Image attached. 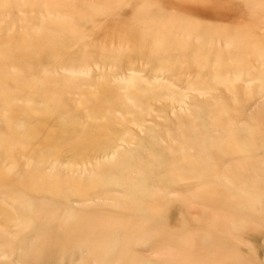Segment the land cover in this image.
Instances as JSON below:
<instances>
[{
	"label": "bare ground",
	"instance_id": "6f19581e",
	"mask_svg": "<svg viewBox=\"0 0 264 264\" xmlns=\"http://www.w3.org/2000/svg\"><path fill=\"white\" fill-rule=\"evenodd\" d=\"M248 1L264 7V0ZM45 2L49 13H54L52 18L29 17L10 36V45L0 44V103L8 106L0 119V242L16 252L8 264H251L242 256L220 257L239 248L238 243L223 239L221 231L228 219L237 217V225L246 224L243 214L250 221L248 213L255 210L251 219L258 226L250 228L260 229L252 237L264 242L259 227L264 226V141L257 140V131L264 137V102L254 113L248 112L251 102L264 97V53L255 57L260 66L254 71H249L250 57L238 58L242 65L237 67L238 80L230 82L228 72L210 71L211 55L219 52L192 50L209 44L180 40L176 34L181 28L152 22L147 10L124 15L118 0ZM114 11L117 19L110 24ZM62 34L67 36L63 42ZM226 41L229 46L231 42ZM111 42L118 48L111 47ZM62 43L74 47L77 43L78 54L68 56L59 46ZM238 53L227 47L226 56L215 61V69L231 68L227 61ZM48 58L52 65L44 66L43 81L25 97L26 102L15 104L18 93L31 88L39 75L35 59L45 63ZM83 59L99 63L114 59L125 76L121 81L110 80L104 71L101 78H93L85 67L78 70L82 75L58 71L59 67L70 71L68 67ZM141 61L158 62L176 75L179 86L126 72L136 70L134 65ZM182 61L183 67L179 66ZM9 63L17 70H9ZM246 68L247 75L260 81L257 87L243 85L249 78L244 75ZM193 85L206 89L209 96L188 101L186 89ZM74 93L81 95L79 101ZM172 101L184 109L167 114ZM118 109L121 114L116 113ZM85 115L89 118L80 121ZM241 120L246 122L240 124ZM208 129H248L250 141L247 146L235 145L238 134L230 131L224 137L230 140L228 145L218 142ZM70 136L72 141L67 140ZM122 141L134 146L126 147ZM187 146L197 153H190ZM232 149L234 155L228 153ZM216 152L222 156L218 162ZM18 153L26 157L27 167ZM259 153L262 168L241 160ZM4 159L11 162L10 168L3 166ZM86 160L90 167L70 172ZM48 162L55 167L49 173L43 171ZM188 175L203 176L201 189L191 191L194 197L231 214L202 217L195 225L175 229L135 214V205L77 209L70 203L75 196L94 201L100 190L117 184L129 193L152 194L160 182L176 183ZM246 193L250 196L243 199ZM231 195L240 196L234 205L227 198ZM160 228L165 236L157 239L153 236ZM184 233L188 242L176 243ZM19 235H28L24 239L28 244L17 252ZM173 249L177 252L170 254Z\"/></svg>",
	"mask_w": 264,
	"mask_h": 264
},
{
	"label": "rangeland",
	"instance_id": "374dc122",
	"mask_svg": "<svg viewBox=\"0 0 264 264\" xmlns=\"http://www.w3.org/2000/svg\"><path fill=\"white\" fill-rule=\"evenodd\" d=\"M83 1L86 2V0ZM118 2L119 4L117 7L124 15L129 14L131 10L138 13L147 10L150 12V20H154L152 22H158L162 26L173 27L174 29L181 28L182 30L178 31L176 34L180 40H187L190 43H208L209 45L205 47L195 46L191 47V49L198 52L200 51L199 49L216 50L219 52L211 55L212 60L209 65L211 67L210 69L212 70L210 71H214L216 73L223 71L228 72L230 76V82L238 80L236 77L240 71L237 69V67L242 66L240 62H238V58L250 57L252 62L250 61L249 63V71H254L258 66H260L254 59L255 57L261 55V53H264V7L258 5L257 3H249L248 0H118ZM45 3V0H0V44L4 46L10 45L12 43L10 36L16 34L15 32H19L20 28L25 23V20L29 17H36L38 19L52 18L54 13H49ZM115 14V11L114 13H110V24L113 23L115 19H117ZM36 22V25H39V20ZM31 26L33 25L29 24L28 28L30 30L32 29ZM184 26L187 28L183 29ZM60 30L64 32V29H58L56 32L59 33L61 32ZM66 38L67 36L62 34L60 41H65ZM227 39L229 42H233L232 44L234 45L229 43V46H225ZM63 45L65 44H59L60 47H63L66 50V54L68 56H71L78 51L77 43L76 47L71 45H65L64 47ZM110 46L118 48L115 42H111ZM227 47H229V49L239 50L238 56L233 57V59H230V61H227L228 66H232L231 68L227 67L228 69L226 70L215 69L217 65L215 61L219 62L224 58L225 54H223V51L227 50ZM60 61H58L59 65L62 64ZM44 62L45 63H40L37 61V59H35L34 64L37 66L35 71H37L39 75L35 79L31 88L18 93L16 99H14L15 104H23L26 102L25 97L29 96V94L34 91V87L43 81V73L44 70L47 69L44 66L52 65L51 58L46 59ZM184 62L185 61L180 62L179 66L183 67ZM118 65L119 63H117V61L114 59H110V61L105 63L83 59L79 63L77 62L75 65H73V67H68L72 68L70 71L61 67H59L58 71L61 73L69 72L73 75H82L80 72H78V70L81 67H85L87 70L86 73H88V75L93 78H101L102 72L107 71L110 75V80L121 81L125 74L121 73L122 69L120 65ZM7 66L8 69L13 72L17 70V67L13 63H9ZM134 66L136 70L127 69L126 72L133 73L142 78H156L158 82L169 84L176 88L179 86L180 82L176 75L167 72L158 62L147 63L141 61L136 62ZM247 69L248 68H246L244 75L249 78L243 82V85L249 88L257 87L260 81L256 78L250 77V75H247ZM83 75L86 74L83 73ZM193 86H189L191 88L186 89L189 92L187 98L188 101H197V99H202L209 96L208 91L203 89V87ZM74 97L76 101H79L81 95L79 93H74ZM40 101L41 100L37 99L35 102L40 103ZM263 102L264 97L259 98L256 103L255 101L251 102L248 106V112L250 114L254 113ZM7 108V105L0 103V119ZM182 109H184V105L179 104L177 101H172L168 107L167 114H174ZM116 113L121 114V111L118 109L116 110ZM86 115L81 116L79 120L85 121L87 118H89ZM245 122L246 121L241 120L240 124ZM139 130L142 131L141 129ZM208 130L210 131L209 134L215 136L218 142L224 141L225 144L227 139L224 137L228 135L230 131H236L234 135L238 134V139L236 140L235 145L236 143H239L245 146L250 141L248 129ZM260 131H257V140L262 143L264 141V137L262 138L260 136ZM67 140L72 141L71 136ZM121 143H123L126 147L134 146L133 142L131 141H122ZM227 144H230V140H228ZM187 150L192 154L197 153V149L193 147L187 146ZM228 153L234 155L235 152L232 149V151H229ZM219 154L220 152H216L214 154L215 160L217 162L222 159V156L219 158ZM17 155L20 156L22 160H24L23 164L25 167H27V163H25L27 160L26 157L19 153ZM260 155L261 153H259L257 156H246L241 158V160H243L245 163L253 162L255 167L262 168L263 163L261 157H259ZM65 159H67V157H65ZM235 160L236 158L232 161ZM64 163H67V161L65 160ZM3 166L8 169L12 166V164L9 160L4 159ZM90 166L91 162L87 160L81 161L77 165L78 168L76 167L78 170L74 169L70 170V172L77 174L80 169ZM54 170V164L51 162H48L43 166V171L48 173ZM201 178H203V176L188 175L183 176L182 179L176 183L174 181H170L169 184L165 185L160 182L152 194L129 193L126 191L124 185H110V188L115 190L110 191V188H107L104 191L100 190L94 201L81 200L78 198V196H75L71 199L70 203L77 209H84L83 207L96 208L100 205H110L111 210L117 208L121 209L125 206L126 208H129L130 206L135 205L136 209L132 210L135 214L144 217L146 220L150 219L149 222H158L163 228L169 227L175 229L186 228V226H190L191 224L195 225L204 219L202 217L208 218L209 216H229L228 214L231 213L229 211H225L223 207L213 208L207 206L205 202H201L199 198L192 195L191 191L193 189L197 192L201 189ZM249 196L250 194L246 193L242 196V198L245 199ZM227 198L232 201V204L234 205L233 201L240 198V196L231 195ZM53 199L55 201H60V203L63 202L60 198L55 196ZM151 202H154L156 206H149L148 204ZM64 213V218H68L69 216L67 215V212ZM261 213H263V211ZM254 214L255 210H252L248 213L250 221L246 220L247 213L243 214L241 220L246 221V224L243 222L242 225L236 224L237 217L235 219H228L226 227L221 231V236L226 241L238 243L239 248L238 250H229V252L221 254L220 257L236 258L238 256H242L244 259H251V264H264V242L252 237L253 232H258L260 228L258 230L250 228L251 226L254 227V225L257 224L251 219L254 218ZM206 226L208 227V225ZM259 227H261V230L264 231V226ZM12 229H17V225H12ZM34 231L35 230H33L30 235H32ZM27 236L28 235H24L21 237L19 235V239L15 242V248L17 252L22 251V249L28 244V241L26 242L24 240ZM164 236L165 233H163V230L160 228V230L156 233V235L154 234L153 237L160 239ZM187 237L188 235L186 233L182 234V237L178 238L176 243H187ZM142 252L145 254L150 253V251H148V253L146 251ZM175 252L177 251L173 249L170 254H174ZM199 252L207 255L215 254L209 250H200ZM15 255L16 252L13 254L12 250L6 246L5 243L0 242V264L11 263Z\"/></svg>",
	"mask_w": 264,
	"mask_h": 264
}]
</instances>
